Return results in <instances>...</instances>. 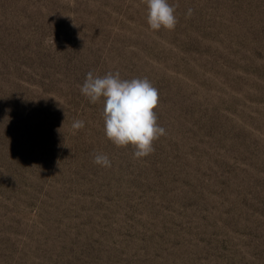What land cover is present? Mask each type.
<instances>
[{
    "label": "rangeland",
    "instance_id": "rangeland-1",
    "mask_svg": "<svg viewBox=\"0 0 264 264\" xmlns=\"http://www.w3.org/2000/svg\"><path fill=\"white\" fill-rule=\"evenodd\" d=\"M168 2L153 32L144 0H0V264H264V0ZM89 71L158 89L152 154Z\"/></svg>",
    "mask_w": 264,
    "mask_h": 264
},
{
    "label": "clouds",
    "instance_id": "clouds-1",
    "mask_svg": "<svg viewBox=\"0 0 264 264\" xmlns=\"http://www.w3.org/2000/svg\"><path fill=\"white\" fill-rule=\"evenodd\" d=\"M144 3L151 31L175 29L178 23L176 6L168 0H144ZM80 92L93 104L103 101L106 138L117 147L131 145L134 159L152 154L154 142L166 134L154 111L159 104L158 89L146 77L122 79L118 71L103 76L89 71L80 85ZM72 127L79 130L84 127V121L76 120ZM93 162L101 167H111V160L103 153L95 154Z\"/></svg>",
    "mask_w": 264,
    "mask_h": 264
}]
</instances>
